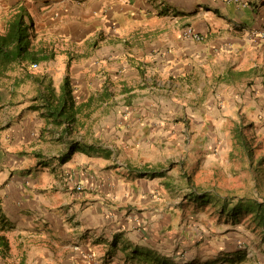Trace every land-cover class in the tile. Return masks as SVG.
<instances>
[{
	"label": "crops",
	"instance_id": "crops-1",
	"mask_svg": "<svg viewBox=\"0 0 264 264\" xmlns=\"http://www.w3.org/2000/svg\"><path fill=\"white\" fill-rule=\"evenodd\" d=\"M20 7L56 92L71 57L75 120L30 111L31 82L0 112V264H176L184 156L229 151L236 123L264 139V0H0V30Z\"/></svg>",
	"mask_w": 264,
	"mask_h": 264
},
{
	"label": "trees",
	"instance_id": "trees-1",
	"mask_svg": "<svg viewBox=\"0 0 264 264\" xmlns=\"http://www.w3.org/2000/svg\"><path fill=\"white\" fill-rule=\"evenodd\" d=\"M33 30V22L24 7L15 10L0 30V84L4 78L9 76V73L18 72L19 75H16L11 83L12 86L31 82L38 88L29 110H41V116L44 115L51 122L63 124L69 130L75 120L72 112H66L74 107L73 86L69 74L71 57L68 59L66 72L56 92L52 77L38 76L39 67L32 68V65L47 61L54 55L51 50H47V47L42 48V45L41 49L35 48ZM231 133L232 146L229 154L237 158L235 154L237 153L240 155L238 158L244 160L247 165L246 169L254 181L253 185L249 186L248 191L243 192H237L234 189L219 190L216 187L206 189L196 184L192 177L185 173L186 188H188L186 200L193 203L195 207L202 208L210 205L218 217L224 219L225 222H244L252 230H258L264 240V195L261 192L254 193L256 190L264 189V181L260 177L264 175L262 173L264 153L260 152L262 151L260 143L255 142L253 134L246 133V127L242 123H236ZM73 150L72 146L62 160H67ZM261 185L263 187H260ZM4 228L5 221L0 218V232L4 231ZM9 251L7 237L0 234V254L5 256ZM246 260L245 254L240 252L227 254L223 259L230 264H243ZM155 264H167V262L159 260Z\"/></svg>",
	"mask_w": 264,
	"mask_h": 264
},
{
	"label": "rangeland",
	"instance_id": "rangeland-1",
	"mask_svg": "<svg viewBox=\"0 0 264 264\" xmlns=\"http://www.w3.org/2000/svg\"><path fill=\"white\" fill-rule=\"evenodd\" d=\"M116 38L124 39L121 36ZM0 92V112L5 111L6 115L2 117H7L13 112L14 100H23L26 95L31 97L34 88L30 84H23L16 89L9 85L0 87ZM3 105L6 107H2ZM175 133L172 132L171 135L173 136ZM247 133L252 134L250 131ZM1 134L2 131L0 130ZM254 137L255 142L260 143L262 147L260 152L264 153V139L258 136ZM193 151L194 149L189 150V153L184 156L186 165L190 166L185 165L187 168L185 173L190 175L196 184L206 189L216 187L219 190L234 189L237 192L248 191L249 186L253 185L254 181L246 169L247 165L242 158H238L239 154L235 153L238 157L233 158L227 150H209L201 156V165L194 168ZM172 173L173 176L179 177L178 172ZM260 177L264 181V175ZM176 179L180 182L179 178ZM255 192H261L264 195V189ZM181 195L182 193H180V197ZM180 213L187 217L184 225L187 229L183 233L185 238L180 241L173 238L169 241V247L163 246L164 249L165 247L169 248V254L176 264H230L223 261L224 256L236 252L245 254L247 260L243 264H264V240H262L258 230H252L244 222H225L224 219L218 217L210 205H205L202 208L195 207L193 203H184L182 200Z\"/></svg>",
	"mask_w": 264,
	"mask_h": 264
},
{
	"label": "built area",
	"instance_id": "built-area-1",
	"mask_svg": "<svg viewBox=\"0 0 264 264\" xmlns=\"http://www.w3.org/2000/svg\"><path fill=\"white\" fill-rule=\"evenodd\" d=\"M183 37L187 38V39H191V40H195V41H201L203 38L201 35H199L198 33H196L192 27H187L184 31H183ZM259 38H263L264 37V32L263 33H259L258 34ZM36 65H34L35 67ZM76 190H80L81 188L79 186L75 187ZM75 249H78L77 247Z\"/></svg>",
	"mask_w": 264,
	"mask_h": 264
},
{
	"label": "clouds",
	"instance_id": "clouds-1",
	"mask_svg": "<svg viewBox=\"0 0 264 264\" xmlns=\"http://www.w3.org/2000/svg\"><path fill=\"white\" fill-rule=\"evenodd\" d=\"M38 66H39V64H37L35 67H34V65H32V68L35 69V68H37Z\"/></svg>",
	"mask_w": 264,
	"mask_h": 264
}]
</instances>
